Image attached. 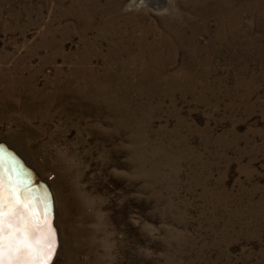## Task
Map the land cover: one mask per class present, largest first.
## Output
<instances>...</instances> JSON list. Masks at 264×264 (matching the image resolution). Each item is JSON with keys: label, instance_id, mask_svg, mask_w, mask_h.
<instances>
[{"label": "rangeland", "instance_id": "1", "mask_svg": "<svg viewBox=\"0 0 264 264\" xmlns=\"http://www.w3.org/2000/svg\"><path fill=\"white\" fill-rule=\"evenodd\" d=\"M162 2L0 0V141L71 166L62 264H264V0Z\"/></svg>", "mask_w": 264, "mask_h": 264}, {"label": "bare ground", "instance_id": "2", "mask_svg": "<svg viewBox=\"0 0 264 264\" xmlns=\"http://www.w3.org/2000/svg\"><path fill=\"white\" fill-rule=\"evenodd\" d=\"M161 2H162V0H132L133 6L134 5H136V6L137 5H139V6H150L151 8L152 7H154V8L159 7L161 5ZM83 67H84V65H83ZM80 75H81V73H80ZM100 82H101L100 77L93 73V75L89 79L88 88L87 89H81V87H79V90L76 91V92H78L79 96L84 97L85 99L86 98H91L92 100L95 99L96 101L97 100H102L101 102H99V103H101L99 112L100 111L103 112L105 110H108V108H109L110 110H112L114 112V115H116L117 112H116V110L114 108L115 106L113 107V105H112L114 103V100H115L114 96L110 92H106L105 91L107 88H101V86L99 85ZM60 84H61V82H60ZM82 87H84V86H82ZM68 90H69V88H68ZM72 100H74V99H72ZM46 101H47V99H46ZM119 108H120V106H119ZM83 113H85V112H83ZM34 114H36V112H34ZM48 119H49V114H47V116H43V120H48ZM110 119H112V118H110ZM114 121H115L114 124H117V125L119 124V127L120 126L128 127V117H126L125 119L121 120L120 122L115 117ZM117 122H119V123H117ZM17 144L18 145L22 144V138H17L16 139V143H14L13 141H10L8 145L10 147H12L13 149H15L24 158L25 162L31 166L32 165L31 161L27 159L26 154L18 147ZM41 148L47 149L48 148V143L41 144V146L39 148L37 146L36 148L33 149V151L39 152V150ZM67 152H69L68 155L72 154V152H70V150L67 151ZM61 153L63 155L65 154L63 152H61ZM0 156H2L3 160H4L3 175H4V183H5V217H4V223H5V259H4V264H20V262L16 261V260H11L10 261L9 242H10V234L13 232V229H15L17 227H20V225H21V221L19 220V216L21 214L26 213V211H27V209L24 207V203L22 202L23 201L22 193L29 197V202L30 203H34V201L32 200L33 197H39L41 199H43V198L40 195L39 191H37L36 189H34V188L30 187V185H28V183L26 181V177L23 174H21L19 171L16 170L17 166L14 164V161L8 155H6V154H4V153H2L0 151ZM44 156H46V155H44ZM47 157H48V154H47ZM45 159H48V160L50 159V161L53 162L51 164V166H50V169L47 170V174H46V170L44 172V170L41 169V168H40V170L38 168L37 169L38 172H36V173L37 174L39 173V174L42 175L41 176L42 179H44L48 183V185L50 187V190L52 191V198H53V201L51 202L52 203V207H53V222L52 223L55 225V227L57 229L58 248H57V253H56L53 261L51 262V264H62V263H60V257H61V255H63V249H64V243H63L64 229L66 230V233H67L66 236H67V240L68 241L71 240L72 238H74V235H75L74 234L75 231H74V229H73V227L71 226V223H70V211H71V209L69 208V206L67 208L68 201L70 202V198L72 197V194H73L72 188L67 183V175L70 174L71 166H69V165L66 166L62 162V160H63L62 159V155L59 154V153L55 154V157L53 158V160L51 159L50 156H49V158H45ZM33 167H35V166H33ZM33 169L35 170L36 167L33 168ZM10 197L14 200V202H15V204L17 206L15 213H12V214H9V212H8V205H9V198ZM35 210L39 213V215L37 217L38 219L42 220V219L45 218L44 214H43V211L41 209L37 208ZM48 212H49V210H48ZM66 219H67V222L65 223ZM10 224L12 225L11 228L9 227ZM27 227H28L29 230H31V229H33L35 227V225H32L30 223V224L27 225ZM45 229H46V226H45ZM20 235H21L20 233H15L16 237H19ZM72 257H73V255H72V253H70L69 260L67 262H65V263L70 264L71 261H72Z\"/></svg>", "mask_w": 264, "mask_h": 264}, {"label": "snow or ice", "instance_id": "3", "mask_svg": "<svg viewBox=\"0 0 264 264\" xmlns=\"http://www.w3.org/2000/svg\"><path fill=\"white\" fill-rule=\"evenodd\" d=\"M4 160L0 156V264H4L5 259V183L3 175ZM23 196L26 213L19 216L20 227L13 229L10 234L9 252L10 261L16 260L20 264H51L58 248L57 229L52 223L50 214L47 212V198L33 197L34 203L29 202L27 195ZM16 204L9 198L8 212L15 213ZM41 209L44 219H38L39 213L35 209ZM35 225L31 230L28 224ZM46 226V229H45ZM11 228L12 225L10 224ZM15 233H20L19 237Z\"/></svg>", "mask_w": 264, "mask_h": 264}, {"label": "water", "instance_id": "4", "mask_svg": "<svg viewBox=\"0 0 264 264\" xmlns=\"http://www.w3.org/2000/svg\"><path fill=\"white\" fill-rule=\"evenodd\" d=\"M0 151L6 155H8L13 161L14 164L17 166L16 170L19 171L26 177V181L30 187L39 191L42 198H47V212L49 210V214L51 216L53 222V207H52V191L48 183L40 178L36 171L25 162L24 158L12 147H10L4 141H0Z\"/></svg>", "mask_w": 264, "mask_h": 264}]
</instances>
